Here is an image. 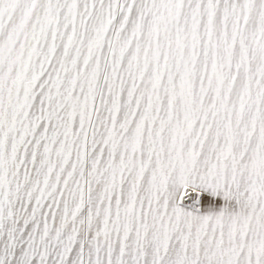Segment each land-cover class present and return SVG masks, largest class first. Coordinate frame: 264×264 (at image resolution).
<instances>
[{
	"label": "snow or ice",
	"instance_id": "snow-or-ice-1",
	"mask_svg": "<svg viewBox=\"0 0 264 264\" xmlns=\"http://www.w3.org/2000/svg\"><path fill=\"white\" fill-rule=\"evenodd\" d=\"M0 264H264V0H0Z\"/></svg>",
	"mask_w": 264,
	"mask_h": 264
}]
</instances>
